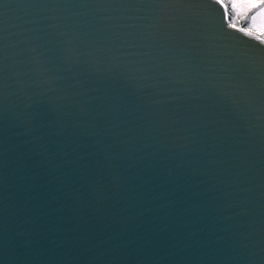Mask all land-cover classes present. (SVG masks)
<instances>
[{
	"label": "water",
	"instance_id": "95a60500",
	"mask_svg": "<svg viewBox=\"0 0 264 264\" xmlns=\"http://www.w3.org/2000/svg\"><path fill=\"white\" fill-rule=\"evenodd\" d=\"M217 0H0V264H264V39Z\"/></svg>",
	"mask_w": 264,
	"mask_h": 264
},
{
	"label": "rangeland",
	"instance_id": "374dc122",
	"mask_svg": "<svg viewBox=\"0 0 264 264\" xmlns=\"http://www.w3.org/2000/svg\"><path fill=\"white\" fill-rule=\"evenodd\" d=\"M223 4L226 12L231 14V18L228 19L230 24L246 29L264 39V12L261 11L264 9V5L250 11V6L247 4H232L231 0H224ZM252 12L260 13L256 16L255 21H251Z\"/></svg>",
	"mask_w": 264,
	"mask_h": 264
},
{
	"label": "snow or ice",
	"instance_id": "6c2138e0",
	"mask_svg": "<svg viewBox=\"0 0 264 264\" xmlns=\"http://www.w3.org/2000/svg\"><path fill=\"white\" fill-rule=\"evenodd\" d=\"M217 3H220L221 5H223L224 0H217ZM232 4H247L250 6V11L251 9H255L258 6L264 5V0H231ZM262 12H264V9H261ZM260 13H256V12H252L251 14V21H255L256 20V16L259 15ZM225 19H230L231 18V14L229 12H225ZM231 27L235 28V25H230ZM246 30V29H243Z\"/></svg>",
	"mask_w": 264,
	"mask_h": 264
}]
</instances>
